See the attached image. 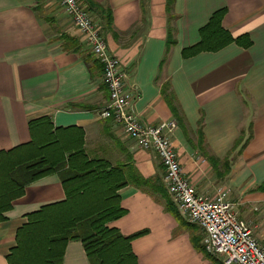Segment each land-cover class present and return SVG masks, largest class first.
<instances>
[{
	"label": "crops",
	"instance_id": "1",
	"mask_svg": "<svg viewBox=\"0 0 264 264\" xmlns=\"http://www.w3.org/2000/svg\"><path fill=\"white\" fill-rule=\"evenodd\" d=\"M84 1L121 60L140 119L177 120L172 141L190 182L206 196L227 189L264 240V0H174L171 22L167 0ZM221 9L233 41L185 55ZM95 59L57 0H0V170L10 155L49 151L60 159L80 147L107 171L126 175L129 164L145 178L163 180L156 153L100 116L109 93ZM166 83L178 119L162 92ZM211 157L223 162L219 171ZM6 186L0 175V190ZM118 192L125 213L109 226L126 236L145 230L131 241L137 264H216L158 194L134 184ZM66 198L58 173L26 184L0 215V264H29L14 256L29 214ZM62 264H91L81 240L66 244Z\"/></svg>",
	"mask_w": 264,
	"mask_h": 264
},
{
	"label": "trees",
	"instance_id": "2",
	"mask_svg": "<svg viewBox=\"0 0 264 264\" xmlns=\"http://www.w3.org/2000/svg\"><path fill=\"white\" fill-rule=\"evenodd\" d=\"M173 4L174 0H167L169 22L174 18ZM224 14V9L213 13L200 30V41L185 48V55L218 50L233 41L232 35L222 26ZM171 29L170 25L169 36ZM68 41L73 45L72 39L68 38ZM249 43L247 40L246 44ZM95 63L103 72L102 63L98 59H95ZM162 92L178 119L179 112L171 98L169 84L163 86ZM50 145L54 143L49 142L48 147ZM69 152L60 159H55L49 151L21 157L10 155L5 159V169L0 170V175H6L7 186L0 190V215L10 208L12 198L23 193L26 184L51 173H58L67 194L63 202L46 205L29 214V221L19 234L20 244L14 256L20 255L29 264H62L66 244L70 240H81L91 264H137L131 241L145 230L126 236L118 228L109 226L110 222L125 213L118 190L126 184H134L158 194L167 209L191 230L195 247L205 250L202 243L205 233L202 235L198 231L199 226L185 220L160 176L145 178L135 169H129V164L126 165L128 173L119 175L118 169L107 171L105 162L89 160L83 148H72ZM210 160L219 171V164L223 162L216 157ZM224 165L227 167L228 162L225 161ZM124 168H120V173ZM11 183L14 190L10 188ZM207 255L215 258L209 253ZM215 262L221 264L217 258Z\"/></svg>",
	"mask_w": 264,
	"mask_h": 264
},
{
	"label": "built area",
	"instance_id": "3",
	"mask_svg": "<svg viewBox=\"0 0 264 264\" xmlns=\"http://www.w3.org/2000/svg\"><path fill=\"white\" fill-rule=\"evenodd\" d=\"M73 25L84 36L93 55L103 65V82L108 103L100 110L102 118L120 125L138 147L151 150L165 170L163 182L182 216L204 231L203 244L221 264H264V240L259 239L244 220L227 189L212 196L198 192L185 175L179 153L172 141L177 120L167 124H147L133 109L134 91L127 87V73L119 57L110 52L102 28L84 0H57Z\"/></svg>",
	"mask_w": 264,
	"mask_h": 264
},
{
	"label": "rangeland",
	"instance_id": "4",
	"mask_svg": "<svg viewBox=\"0 0 264 264\" xmlns=\"http://www.w3.org/2000/svg\"><path fill=\"white\" fill-rule=\"evenodd\" d=\"M198 231L203 235L204 231L201 228H198Z\"/></svg>",
	"mask_w": 264,
	"mask_h": 264
}]
</instances>
